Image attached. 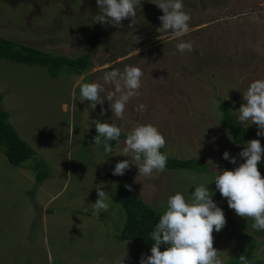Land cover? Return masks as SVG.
I'll list each match as a JSON object with an SVG mask.
<instances>
[{
  "label": "rangeland",
  "instance_id": "374dc122",
  "mask_svg": "<svg viewBox=\"0 0 264 264\" xmlns=\"http://www.w3.org/2000/svg\"><path fill=\"white\" fill-rule=\"evenodd\" d=\"M159 2L141 0L136 24L129 27L127 18L117 28L97 21V0L0 1V38L69 58L89 52L92 63L86 73L63 70L52 78L45 67L0 59V109L49 171L37 182L33 161L14 167L0 146V264H98L101 258L102 264L123 259V264H140L151 248L117 239L124 221L118 183L130 185L159 212L177 192L191 201L195 187L203 184L229 218L249 222L229 208L214 181L219 172L245 162L239 153L249 141L258 139L264 147L257 125L238 119L243 94L252 82L264 80V0H183L191 20L182 36L157 31L163 15ZM181 41L192 42L193 50L179 53ZM127 66L141 68L144 76L122 119L114 117L106 95L94 110L90 101L80 102L83 84L102 82L105 72ZM220 102L241 123L244 146L234 144L220 126ZM94 120L115 124L125 134L151 124L165 137L168 157L212 161L209 172L165 170L137 181L132 161L123 176H114L118 162L132 159L123 152L126 138L106 153L104 144L94 143ZM225 151L236 164L223 159ZM258 169L264 177V158ZM97 186L109 193L107 210L93 206ZM245 233L253 240L232 237L229 228L213 233L223 264L246 254L264 261V233L257 235L252 227Z\"/></svg>",
  "mask_w": 264,
  "mask_h": 264
},
{
  "label": "clouds",
  "instance_id": "9594fccd",
  "mask_svg": "<svg viewBox=\"0 0 264 264\" xmlns=\"http://www.w3.org/2000/svg\"><path fill=\"white\" fill-rule=\"evenodd\" d=\"M100 13L97 21L111 24L113 27H122V21L131 18L133 27L136 24L137 9L141 6V0H97ZM162 10L159 17L162 27L158 32L171 31L176 36H182L189 32L190 14L183 8V0H160L155 4ZM181 54L193 50L192 42L181 41L176 45ZM139 54V49H137ZM144 72L141 68L127 66L123 72L118 69L105 72L102 82L85 83L80 88L81 101H90V107L94 110L97 104L101 106L106 99L111 102V111L114 117L122 119L126 104L133 96L139 95L142 86ZM112 89V91H109ZM117 94L118 97H117ZM115 98V99H114ZM246 101L242 104L238 113L240 122L251 120L257 125V136H264V80H256L250 84L243 94ZM143 108V105H141ZM101 114L106 110L101 108ZM97 135L94 137L96 146L100 145L103 138L106 153L113 151L111 141L119 140L121 128L115 124L94 120ZM123 152L125 156L131 154V160H124L115 165L112 175L123 176L130 165L135 161L139 175L151 177L154 173L166 170L167 155L160 149L166 145L163 134L151 125H141L129 133L124 141ZM239 157L245 160L234 170H224L215 178L216 189L223 198L227 199L228 206L242 218L253 221L251 227L256 231L264 230V177L258 169V164L264 158V147L260 140L253 139L247 143ZM223 159L236 164L235 157L225 151ZM212 162V161H209ZM208 162V163H209ZM71 175V173H69ZM125 187L132 191L130 185ZM98 200L93 205L97 210H107L109 205L105 202L109 199V193L99 186L96 187ZM142 194V193H141ZM214 193L203 184L195 187L191 201L177 192L170 197L167 210L161 216L155 230L151 233L154 241L150 256H142L140 264H223L220 258L223 252L214 248L213 232H219L226 226V216L222 208L212 199ZM161 245L167 249L161 251ZM124 260V259H123ZM123 260L117 264H123ZM242 264H248L245 255L240 256ZM103 258L98 264H102Z\"/></svg>",
  "mask_w": 264,
  "mask_h": 264
},
{
  "label": "trees",
  "instance_id": "16d2710c",
  "mask_svg": "<svg viewBox=\"0 0 264 264\" xmlns=\"http://www.w3.org/2000/svg\"><path fill=\"white\" fill-rule=\"evenodd\" d=\"M4 1V0H0ZM0 59L8 60L15 63L26 65H37L45 67L48 74L52 78H56L63 70L83 74L91 68L89 52L85 55L69 58L63 55L53 54L52 52L42 51L27 45L13 42L4 38H0ZM2 95L0 94V104ZM218 110L222 114L219 124L222 128L227 129L232 135V141L237 146L245 145L244 130L241 123L232 113L228 104L220 102ZM128 134L121 133L119 139H125ZM101 144H103V138ZM117 140L111 141L114 147ZM0 146L3 147L4 155L8 163L14 167L23 166L28 161H33V169L36 172V181L42 182L48 178L49 171L45 161L36 158L35 151L19 136L14 128L8 122V114L0 109ZM161 153L165 154L163 148ZM209 164L199 158L192 159H176L167 156L166 170H191L198 173H208ZM125 183H118L117 193L124 213V221L120 229L117 239L120 241H139L149 248H152L154 241L151 233L155 230L164 211H156L148 206L132 191L125 187ZM222 210L226 216V226L230 229V236L253 240V235L245 233L251 228L253 221L242 223L236 219L228 217V210ZM214 235H219L215 232ZM264 230L257 231V235H262ZM167 249L166 245H161V251ZM248 264H264V261H255L251 255H245ZM240 257L231 259L226 264H242Z\"/></svg>",
  "mask_w": 264,
  "mask_h": 264
}]
</instances>
